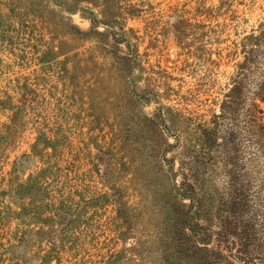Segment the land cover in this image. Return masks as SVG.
Segmentation results:
<instances>
[{
	"label": "rangeland",
	"instance_id": "rangeland-1",
	"mask_svg": "<svg viewBox=\"0 0 264 264\" xmlns=\"http://www.w3.org/2000/svg\"><path fill=\"white\" fill-rule=\"evenodd\" d=\"M83 1L91 10L70 12L72 0H0V208H16L1 192L17 163L22 181L43 166L29 157L44 135L60 145L56 157L69 179L51 188L50 204L65 196L79 215L67 214L51 235L22 248L8 246L18 231L16 220L8 222L7 264H16L10 253L22 264H43L50 248L48 264H195L176 252L183 246L173 241L166 205L186 157L168 148L171 167L158 160L176 143V126L165 136L149 128L145 118L161 105L136 98L159 93L163 108L191 123L209 121L245 38L264 30V0ZM259 105L264 122V99ZM144 135L155 152H134ZM72 188L81 197L61 195Z\"/></svg>",
	"mask_w": 264,
	"mask_h": 264
},
{
	"label": "trees",
	"instance_id": "trees-1",
	"mask_svg": "<svg viewBox=\"0 0 264 264\" xmlns=\"http://www.w3.org/2000/svg\"><path fill=\"white\" fill-rule=\"evenodd\" d=\"M72 1L74 4L66 6L70 12L91 10L83 5V0ZM2 16L0 13V33H3ZM115 33L120 38L125 36ZM262 39L264 30L245 38L243 59L236 64L226 92L214 101L219 112H214L209 121L191 123L190 118H182L170 107L163 108L166 106L159 102V93H149L145 100L136 98L140 103L157 100L161 105L154 118H145L149 128L165 136L171 123L176 126L173 129L176 143L167 144L158 160L164 167H171L174 160L168 158V148H180L186 157L182 162L183 181L180 185L174 183L168 193L173 201L166 205L173 221L170 230L176 236L173 241L183 246L177 247L176 252L195 264H264V122L259 105V100L264 99ZM128 59L120 58L119 62L126 63ZM188 122L191 128L185 135L187 130L183 133V128ZM142 139L143 142L136 140L143 145L134 148V152L138 149L140 153L155 152L152 140L145 135ZM59 149L54 138L40 135L29 158H38L43 166L22 181L18 173L24 164L17 163L15 177L12 176L8 189L1 192V196L10 195L16 208L12 204L0 208V264L8 262L5 255L9 247L4 243L8 222L16 220L19 231H15L8 246L22 248L38 241V237L51 235L56 222L64 221L67 214L79 218L78 210L65 203V196H61L59 205L50 204L54 197L51 188L69 181L56 157ZM218 173L222 180H217ZM79 192L72 188L63 190L61 195L67 194L74 200L81 197ZM178 198L190 204L180 206ZM52 253L53 248L46 251L43 264L54 259ZM10 254L16 264H22L19 257Z\"/></svg>",
	"mask_w": 264,
	"mask_h": 264
}]
</instances>
